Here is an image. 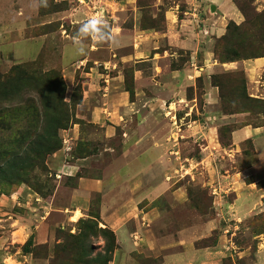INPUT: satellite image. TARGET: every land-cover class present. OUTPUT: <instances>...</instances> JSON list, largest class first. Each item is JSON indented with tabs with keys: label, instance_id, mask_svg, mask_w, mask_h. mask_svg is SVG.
<instances>
[{
	"label": "rangeland",
	"instance_id": "obj_1",
	"mask_svg": "<svg viewBox=\"0 0 264 264\" xmlns=\"http://www.w3.org/2000/svg\"><path fill=\"white\" fill-rule=\"evenodd\" d=\"M193 1L196 5L186 0H0V80L17 66L29 74L57 72L71 110V122L59 132L61 149L25 171L20 180L0 182V264H14L9 256L17 251L26 254L22 258L26 264H102L112 241L107 231L112 230L100 219V210L113 199L124 204L135 192L138 197V182L133 180L137 175L140 193L161 182L169 189L181 188L190 204L172 211L176 223L174 228L166 225L167 233H175L177 222L188 219L202 235V222L209 221L216 230L197 247L219 242L221 264H264V148L255 152L249 141L231 143L233 132L245 127L262 136L264 143V0H227L237 8L235 22L225 8L218 14L209 5L207 11H198L200 0ZM170 11L178 12L173 24ZM215 26L217 31L205 29ZM79 44L87 51L83 66L76 61ZM184 65L190 69L173 78L172 70ZM103 87L117 97L118 92L127 93L126 99L112 102L133 105L131 112L124 108L126 120L136 111V116H145L148 110L154 115L145 118L144 127L130 120L132 126L120 125L108 138L105 128L87 120L91 108L110 102L103 97L109 95ZM27 97L38 99L34 93L23 95ZM162 100L170 107L164 105L156 120ZM0 109V152L7 150L9 157L17 141L28 138L18 133L21 127L14 123L9 103H0ZM109 121L108 125L115 123ZM71 128L79 131L72 142L67 135ZM125 131L130 135L136 131L132 136L144 141L124 151ZM42 134L40 130L38 135ZM160 144L161 162L152 150ZM87 155L100 160L93 167L87 162L92 169L79 171V178L111 177L117 186L111 192L107 186L103 196L79 193L87 202L85 212L80 218L74 214L76 223L68 224L66 216L38 204L44 205L51 194L60 208L72 202L75 179L61 182L56 171L74 157ZM226 171L240 172L242 179L246 176L245 181L255 184L238 190L239 201L229 207L237 216L244 213L245 221L220 214L219 208L234 198L223 187L230 180L222 175ZM238 182L236 178L234 184ZM171 199L165 192L156 201L165 206ZM34 220L32 232L21 227ZM189 229L184 235H190ZM36 235L44 243L37 244ZM135 258L138 264H161V258L140 254Z\"/></svg>",
	"mask_w": 264,
	"mask_h": 264
},
{
	"label": "crops",
	"instance_id": "obj_2",
	"mask_svg": "<svg viewBox=\"0 0 264 264\" xmlns=\"http://www.w3.org/2000/svg\"><path fill=\"white\" fill-rule=\"evenodd\" d=\"M186 2L187 4H192V5L194 2V5H196V2L193 0L191 1L186 0ZM208 5L210 6V9L214 11L216 14H218L219 11H222L221 8H225L224 11L226 12V15L232 16L231 21L235 22V18L236 19L238 18L237 8H235L233 4H229L227 0H200V3L197 4V6L199 7L198 11H207L206 6ZM190 10L191 9H188L187 11H190ZM234 11L236 13H234ZM177 13L178 12L176 11H170L171 18L173 19L171 21V24L174 23ZM184 14L188 15L189 13L184 12ZM205 15L206 14H204L202 18L203 21H205L204 19ZM214 16L215 15L211 17L207 16L206 20L211 21L213 18H215ZM181 21H184V20H181ZM218 28L219 27L217 26H215V29L205 27L207 31L208 29L217 31ZM80 37L81 36H79V39ZM75 39L78 40V38H75ZM82 46H80V44L78 46L81 52L78 57L79 60L78 59L76 60L79 62L81 66L85 64L82 57H84L87 53L85 46L84 47ZM69 51L70 50H68V52ZM188 69L190 68L184 65V67L181 68V70H178V69L172 70L171 75H173V78H175L177 76L176 75L177 73H180L181 71H188ZM202 70L205 71L204 69ZM196 75L197 77L201 76L199 72H196ZM110 88L111 86H109V89ZM158 90L159 89H157V91ZM103 91L109 92V90L106 87L103 89ZM118 93H119L118 97L116 95L111 94L110 92H109V95H106L104 93L103 97H107V98L109 97L110 102L106 104L103 103L102 105L98 104L95 107L91 108L93 110L91 111L90 120L87 119L88 121L90 122L92 121L93 123L100 125L102 128H105L107 137L110 139H112L116 135V129L120 125L127 127L130 124V126H132L133 121L131 122L130 120H135V123L136 124L138 123L137 124L138 127L139 126L144 127V123H146L145 118L149 114H151L152 116L154 115L152 113L153 111L149 112L148 110L145 116H142V117L136 116L138 115L136 114L137 113L136 111L135 113H131L133 114L134 118L132 117L129 120L127 118L126 120V115L124 114L126 110L124 108H128V109L130 108L129 112H131L132 111L131 108H133V105H127L125 103L126 101L120 102L118 104H113L112 103L113 101L119 102L121 100L126 99L127 97L126 92H122V93L118 92ZM181 100L185 102V100L183 99H180V102H182ZM158 101H161L160 98ZM163 101L164 100H162V102ZM107 104L109 105L108 107H107ZM173 104L174 102L170 105H173ZM120 105H126V106H120ZM164 105L166 108L170 107L164 101L162 108L159 107L160 110L157 111L156 115L158 116H156V120H160L161 111L164 110ZM169 112L170 111H168V113ZM172 117H174V115ZM109 120H114L115 123L113 125H108L107 121L112 122ZM128 133L129 132L125 131L122 135L124 151H126L128 147L131 150L132 148L136 147L140 142H142L141 140L144 141V139L136 138V135L135 137L132 136L133 134H136V131H134V133L131 135ZM70 134H71L70 136L71 138L69 140L70 142H72L73 139L75 138L78 139L79 137V131H77V129L75 128L69 129V131L67 132V135H70ZM149 136L150 135H148L147 137ZM167 139L169 140L168 141V145H169V142H170L169 136L167 137ZM246 141H249L251 145L252 144L254 145L255 152H258L260 148H264L262 136H260L256 131H250L246 129V127L234 131L233 134L231 135V143L233 146H235L236 144H239L240 142L244 143ZM131 143H133V145H131ZM162 147L163 146L160 144L159 149L157 147L152 149L153 151H155L154 153L155 158L158 159L160 162L163 156ZM107 150H109V152L113 151L112 149H107ZM126 155H124V157ZM99 160H100L99 156H96V157L89 156V155L85 157L77 156L73 158L72 163L63 164V166H60L56 171L58 174L57 175L58 178L61 179V182L67 178L75 179L76 186H75L74 192L75 193L77 192V193L76 195L73 194L74 196H73L72 202L63 206L64 208H60L58 207V205L54 204L53 194L48 196L50 197L49 199H44L42 201L45 206L42 203L38 204L40 208L49 206L52 212H59L61 216H66L68 224L76 223L72 221V218L75 212L80 211L81 213L80 212L79 213L83 215V212H85V209H86L85 207L87 205L86 201L79 199L80 194L84 193V194L93 195V194L100 193L103 196L104 195L103 193L107 186L108 188H110L109 189L110 192L111 190L113 191L115 187L117 186L116 181H114L111 177H109L108 180H106V178L104 177H99V176H96L95 178H92V177L79 178V171L86 170V169H92L91 167L88 166L87 162L90 161L89 163H91L93 167V165H96L95 163L98 162ZM64 163H67V162H64ZM226 173L227 171L222 173V175ZM226 175L229 176L230 180L228 181V184L223 185V187H225L226 190L228 189V192H231L230 194L234 195V198H232L229 204H225V205L223 204L225 207L223 210H222V207L219 208L220 214L225 213L224 216H227V217L229 214L230 217L233 218L232 220L237 221V222L245 221L247 217L244 218L243 216L244 213H241V216H237L235 212L229 210V207L235 206V203L239 201L240 196L237 193L238 190H242L243 188H248L249 186L253 188L255 184L253 182L249 183L248 180L245 181L246 178L248 179V177L246 176L245 178L242 179L241 176L243 175H241L240 172L235 173L233 175H230V174H226ZM138 177L139 175L134 176V179H133L138 182L135 186V190L138 187L137 189L138 197H137V193L135 192L133 198H131L129 201H127L124 204H122L124 201H121V199L119 198L113 199L112 202L103 204L102 209L100 210V216H101L100 219L103 221L105 226H107L109 229H111L114 232V235L116 238L117 248L113 253V259L109 264H138L135 258V255L137 254L144 255L146 257H152L155 259L161 258L160 260L161 264H221L222 259L224 257L220 255L222 248L220 247L219 242L217 246L215 247H204V248L197 247V243L199 241L205 238L207 239L208 232L216 230V228H212L209 225L210 224L209 221L202 222V226H201V230H203L202 235H201V232L196 229L197 226L196 227L191 226L193 224L190 223L191 221L189 222L188 219L177 222L178 224L179 223L180 224L178 225L177 228L175 227V233H171V232L167 233L165 231V227L168 223H172L173 228H174V224L176 223V222H172V218H171L172 211L175 208H179L181 206H184V205L186 206L189 204L186 198L184 197V193L182 192L181 188L169 189L170 188L169 186H165L161 184V182H159L158 185L156 184L155 186L151 187V189H147V187L141 189V193H140L141 180ZM236 178L239 179L238 183L240 184L238 185H235L236 183L234 184V182H236ZM151 190H152V194H151L152 196L148 194ZM219 190H220V186H219ZM165 192L166 193L169 192L170 197L173 200L172 199H171L172 201L170 200L171 202L170 204H168L167 202L168 205L164 206L165 203H161L159 205L156 199L158 198V196L163 195ZM86 197H91V196H86ZM176 204L178 205L177 207H175ZM188 210L191 211L190 209ZM188 215H189L188 212L184 214L185 217ZM76 217L80 218L81 215L80 217L79 216H76ZM35 222L36 220H34V222L27 221L26 224L21 227L22 228L29 227L31 228L30 231L32 232ZM181 223L183 224V226L181 225ZM188 229H189L188 232L190 235L189 236L184 235L185 230H188ZM195 230H197V235L194 232ZM31 234H38V233L34 232ZM35 239H36L37 244L44 243L40 240V235L39 236L36 235ZM15 244H20V243H15ZM9 258H11V262H13L14 264H26L22 260V258L26 259L27 256L26 254H24V252L20 253L17 251L14 254H10Z\"/></svg>",
	"mask_w": 264,
	"mask_h": 264
},
{
	"label": "trees",
	"instance_id": "obj_3",
	"mask_svg": "<svg viewBox=\"0 0 264 264\" xmlns=\"http://www.w3.org/2000/svg\"><path fill=\"white\" fill-rule=\"evenodd\" d=\"M65 89L62 75L57 72L29 74L23 67L17 66L1 78L0 103L2 106L9 103L15 113L14 123L21 127L18 133L28 139L17 141L15 153L12 155L10 152L9 157L7 150L0 152L3 160L0 162V182L6 179L20 180L25 171L40 165L47 155L61 149L59 132L71 122V110L64 101ZM25 93H34L38 99H24ZM40 130L43 131L41 136L38 135ZM107 232L112 235V241L102 264L112 261L117 248L114 233Z\"/></svg>",
	"mask_w": 264,
	"mask_h": 264
},
{
	"label": "bare ground",
	"instance_id": "obj_4",
	"mask_svg": "<svg viewBox=\"0 0 264 264\" xmlns=\"http://www.w3.org/2000/svg\"><path fill=\"white\" fill-rule=\"evenodd\" d=\"M75 215L80 217L81 214L79 212H75Z\"/></svg>",
	"mask_w": 264,
	"mask_h": 264
}]
</instances>
